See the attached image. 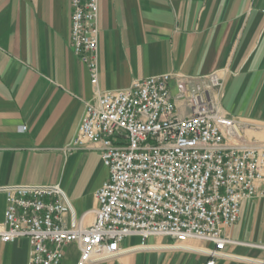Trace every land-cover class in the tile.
<instances>
[{
    "label": "crops",
    "instance_id": "obj_1",
    "mask_svg": "<svg viewBox=\"0 0 264 264\" xmlns=\"http://www.w3.org/2000/svg\"><path fill=\"white\" fill-rule=\"evenodd\" d=\"M99 83L70 45V0H0V188L60 185L85 227L96 219L97 191L109 179L100 144L71 153L87 103L96 89L125 90L137 79L172 74L181 117L178 77L223 81L221 113L236 121L241 139L264 142V0H98ZM6 195L0 191V226ZM230 243L216 264H264V197L242 204ZM169 237L139 235L121 243V255L92 264H205L212 243L190 240L172 248ZM30 244L0 241V264H27ZM77 244L62 264H78Z\"/></svg>",
    "mask_w": 264,
    "mask_h": 264
},
{
    "label": "built area",
    "instance_id": "obj_2",
    "mask_svg": "<svg viewBox=\"0 0 264 264\" xmlns=\"http://www.w3.org/2000/svg\"><path fill=\"white\" fill-rule=\"evenodd\" d=\"M70 45L99 83V2L70 0ZM172 74L137 79L125 90L96 89L66 153L100 144L109 179L97 193L95 222L85 227L60 185L1 187L7 207L0 241L30 244L27 264H62L77 244L78 264L113 260L121 243L139 235L169 237L172 248L198 240L216 264L224 257L228 229L240 220L242 204L264 197V142L241 139L236 121L221 113L223 81L213 73L178 77V96L190 109L181 117L171 92Z\"/></svg>",
    "mask_w": 264,
    "mask_h": 264
}]
</instances>
